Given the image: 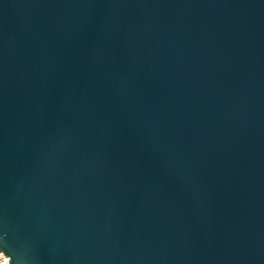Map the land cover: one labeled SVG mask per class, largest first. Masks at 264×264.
Masks as SVG:
<instances>
[{
	"label": "water",
	"instance_id": "1",
	"mask_svg": "<svg viewBox=\"0 0 264 264\" xmlns=\"http://www.w3.org/2000/svg\"><path fill=\"white\" fill-rule=\"evenodd\" d=\"M10 264H264V0H0Z\"/></svg>",
	"mask_w": 264,
	"mask_h": 264
},
{
	"label": "built area",
	"instance_id": "2",
	"mask_svg": "<svg viewBox=\"0 0 264 264\" xmlns=\"http://www.w3.org/2000/svg\"><path fill=\"white\" fill-rule=\"evenodd\" d=\"M0 264H10L7 258L4 256L2 251L0 250Z\"/></svg>",
	"mask_w": 264,
	"mask_h": 264
}]
</instances>
